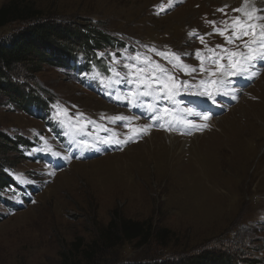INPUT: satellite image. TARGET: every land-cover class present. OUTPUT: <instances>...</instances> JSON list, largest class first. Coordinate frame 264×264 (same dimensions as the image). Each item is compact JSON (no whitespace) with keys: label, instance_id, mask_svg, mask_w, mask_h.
<instances>
[{"label":"rangeland","instance_id":"374dc122","mask_svg":"<svg viewBox=\"0 0 264 264\" xmlns=\"http://www.w3.org/2000/svg\"><path fill=\"white\" fill-rule=\"evenodd\" d=\"M9 1L0 0V6ZM22 2L35 5L46 20L82 31L95 25L124 44L157 46L144 48L146 57L166 67L178 83L192 85L176 95V105L163 100L159 105L205 110L211 112V119L208 128L192 129L190 134L183 127L168 131L159 126L161 121L152 125L146 119H134L130 112L86 89L61 67L41 64L40 70L32 74L17 67L16 77L29 84L30 98L36 94L39 101L58 105L62 109L59 123L69 129L58 123L49 130L45 120L30 112V98L21 100V96L0 90V130L12 140L28 139L32 148L39 138L46 137L48 142L72 133L85 152L83 159H71L63 169L54 171L51 158L46 162L31 159L32 148L20 154L1 143L4 152L0 157L11 165L5 169L9 179L12 176L22 185L34 184L35 194L30 192V201L18 188L13 197L3 195L21 207L8 213L0 206V264H61L62 252L78 237L88 243L114 211L128 219L148 220L154 226V235L146 242H126L111 251L119 253L118 263L175 259L214 248L227 250L238 263L264 264V64H257L258 75L244 80L247 85L235 93V99L217 95L213 104L206 96L195 94L201 80L223 78L219 73L209 75L216 69L213 59L223 56L219 62L228 63V53L218 45L229 50L243 48L227 43L226 36L214 32L210 23L214 21L215 27L225 29L224 21L231 24L232 18L242 15L233 9L241 8L243 0H171V6L170 0ZM159 8L167 9L161 13ZM20 27L13 24L0 28V38ZM60 43L67 49L80 46ZM197 51L205 72L200 71ZM171 53L178 54L180 61L172 60ZM177 63L196 71L187 74L181 67H174ZM122 74L115 77L122 79ZM129 80L130 75L119 85L126 96L135 91V84ZM12 97L16 99L13 104L9 99ZM150 102L151 97H141L136 106L127 100L126 105L138 109L141 104L145 109L143 105ZM121 115L130 118L132 127L149 125L147 134L127 143H103L113 133L120 140L130 134L122 121L110 119ZM185 118L205 123L196 116ZM153 133H157L154 139H148ZM197 133L205 134L194 138ZM161 134L176 136V147L169 148V143L162 142ZM85 143L91 146L85 147ZM196 146L202 151L207 146L209 152L198 158V163ZM86 154L89 159H85ZM57 160L64 159L58 156ZM160 231H168V236L158 235Z\"/></svg>","mask_w":264,"mask_h":264},{"label":"trees","instance_id":"16d2710c","mask_svg":"<svg viewBox=\"0 0 264 264\" xmlns=\"http://www.w3.org/2000/svg\"><path fill=\"white\" fill-rule=\"evenodd\" d=\"M43 16L35 5L23 3L22 0H10L0 6V28L13 24L21 25L11 35L0 38V90H4L5 94H16L23 97L21 100L30 98L29 84L16 77L17 67H22V72L31 74L38 72L41 64L61 67L68 72L71 62L79 56H84L86 61L92 62L96 60L98 51L124 48V42L112 39L102 28L95 25L85 27L82 31L55 20H46ZM65 41L80 46L67 49L60 43ZM9 99L12 104L16 101L13 97ZM30 102V112L32 105L45 108L48 104L39 101L36 94L30 98ZM1 143L6 147H13L16 153L20 154L30 148L26 146L27 141L22 138L12 140L0 130V145ZM0 152L4 151L0 148ZM7 162L8 160L0 157L1 170L3 167L0 173V193L5 191L11 182L7 174L9 171L5 170L11 166ZM153 231L154 226L150 221L128 219L114 211L109 222L100 225L95 237L88 243L82 237L76 238L70 247L62 252L61 264H242L236 262L233 255L226 253L227 250L221 252L214 248L186 253L175 259L169 257L157 261L117 262L119 253L112 254L111 251L126 242L138 240L137 242L142 244L154 235ZM166 232L168 231H160L158 235L168 236Z\"/></svg>","mask_w":264,"mask_h":264},{"label":"snow or ice","instance_id":"6c2138e0","mask_svg":"<svg viewBox=\"0 0 264 264\" xmlns=\"http://www.w3.org/2000/svg\"><path fill=\"white\" fill-rule=\"evenodd\" d=\"M248 0H245V5L238 9H233L234 12L241 13L232 18V22L229 25L228 21L223 23L226 25L225 29L215 27V22H210L214 25V32L219 35L226 36V41L229 44L234 43L236 40L243 41L245 36L251 37L250 41H244L243 47L247 51H228V49L223 48V46H217L221 48L222 51L228 53L227 64H222L219 61L224 59L223 56L213 59V63L216 64L215 71L209 73L210 76L215 77L219 73L221 79H209L201 80L198 85H196L197 92L196 95L206 96L213 104L216 103L217 95H231L235 99L234 90L228 88L229 78L235 76H244L246 78H254L258 75L255 71V66L257 61H264V23H256L257 20H264V16L260 15L261 9L253 6L250 10L247 8ZM171 6V0L170 4ZM223 11V9H220ZM259 29V31H257ZM226 32L230 34L226 35ZM203 43V37H200ZM213 49H209V52H213ZM165 55V54H160ZM172 60L179 62L180 56L176 53L169 54ZM198 58H201V69L200 71L205 72L207 69L203 67V58L201 53L197 51ZM167 58V56H165ZM137 61L136 64H126L124 67L129 70L130 83L135 84V91L130 92L124 97L130 104L136 106L141 97H151L152 102L143 105L150 113H152L151 118L153 121H161L160 127L165 128V130H179L183 127L188 130L190 134L192 129L203 130L209 127L207 121L211 119L208 112H198L193 108H183L178 107L169 108L167 106H160V101H168L173 105H176V95L181 91V89H189L192 85L188 84L186 81L177 82L175 77L169 72V70L158 62H154L149 57L141 58L140 54H137L132 58ZM179 66L184 69L187 74H190L196 69H190L186 65L174 64V67ZM119 76V72L116 73ZM120 97H117L119 99ZM187 116H196L201 120L205 121L203 124H197L191 119H187ZM113 122L122 121L125 122V126L129 129L130 134H126L124 140L118 138V134L113 133L111 139H105L103 143H127L130 140H134L140 134H147L149 130V125L143 127H132L130 123V118L123 115L110 118ZM166 121L167 123H164ZM107 131V129H105ZM181 134H185L181 132ZM85 147H90L87 143L84 144ZM58 155V153H57Z\"/></svg>","mask_w":264,"mask_h":264},{"label":"bare ground","instance_id":"6f19581e","mask_svg":"<svg viewBox=\"0 0 264 264\" xmlns=\"http://www.w3.org/2000/svg\"><path fill=\"white\" fill-rule=\"evenodd\" d=\"M245 5V0H243V2H241L240 6L243 7ZM253 6L261 9V12H260V15L261 16H264V0H248V5H247V8L250 10ZM256 23H264V20H257L255 21ZM231 84V83H229ZM239 87H236L235 89H233L234 91H239ZM217 129V128H216ZM151 131V130H150ZM155 132V131H153ZM222 132V131H221ZM207 133V132H205ZM203 133V134H205ZM223 133V132H222ZM230 134V132H228ZM157 133H153L150 137H148V139L150 140H153L154 139V136L156 135ZM159 134V132H158ZM198 135H195L194 138L196 137H199L200 135L203 136V134H200V133H197ZM224 134V133H223ZM219 135V134H218ZM217 136V135H216ZM160 138L161 140H163L162 142H165V143H169V148H171L172 146L173 147H176L175 146V143L177 141V137L176 136H171L170 135H166V134H161L160 135ZM180 140V139H179ZM185 141H189L191 140L190 138H184ZM140 144V143H139ZM162 144H160L159 146L161 147ZM207 147V146H206ZM206 147H203L204 151H202V148L200 150L197 149V146L195 148V155H196V161L198 163V158H200L201 156L202 157H205L207 155L205 154H208L209 152H207L205 149ZM128 149V148H127ZM158 150L160 151V148H158ZM207 152V153H206ZM198 166V165H197Z\"/></svg>","mask_w":264,"mask_h":264}]
</instances>
